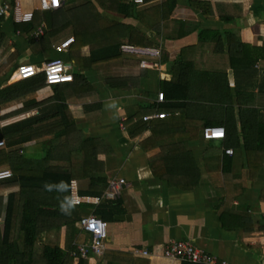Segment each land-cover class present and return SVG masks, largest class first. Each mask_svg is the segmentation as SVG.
I'll return each instance as SVG.
<instances>
[{
    "label": "crops",
    "instance_id": "1",
    "mask_svg": "<svg viewBox=\"0 0 264 264\" xmlns=\"http://www.w3.org/2000/svg\"><path fill=\"white\" fill-rule=\"evenodd\" d=\"M8 1L0 0V6L12 4ZM71 1L62 0L60 9L73 10L86 2ZM165 1L151 0L144 6H158ZM175 1L173 16L161 35L140 25L151 38L152 48L162 50V64H168L161 73L167 77L165 80L160 78V72L139 67L126 69L117 63L96 66L84 73L93 93L80 96L72 90L65 92L69 115L75 121L69 136L58 138V129L59 133L54 130L27 146L26 156L37 160L51 149L59 159L52 162L53 168L82 169V173H74L72 180L80 196L98 197L102 183L125 182L117 200L121 212L113 221L95 215L98 205H70L56 215L60 220L71 218L68 226L48 235L55 238L59 232L60 247L69 254L68 264H81L82 258L73 253L78 244L89 243L90 237L81 230L80 219L92 214L109 223L110 237L104 255H89L84 260L86 264H133L134 259L149 264H182L181 260L163 256L164 247L173 240L191 241L235 264H264V152L255 148L250 155L245 154L238 140L241 133L243 144L241 128L247 123L259 119L264 122V0ZM22 2L26 10L38 11V28L45 27L44 42L33 41L32 33L19 34L21 28L12 14L0 18V90L19 83L16 72L23 64L41 68L60 59L73 75L78 71V56L90 54L88 46L76 51L70 46L58 54L55 47L74 38L71 20L54 14V10L39 9V0ZM182 60L188 64V72L198 75L191 82L188 97L183 92L166 93L159 85L160 81L171 80L174 63ZM106 74L110 76L105 78ZM124 75L135 79L130 91L123 88L126 86L114 88L107 80L112 76L125 78ZM54 89L46 86L13 101L2 114L11 115L26 104V112L6 121L13 124L28 119L38 113V109L30 107L31 101L44 108L55 104L59 93L55 94ZM159 93H165L161 104ZM163 112L168 114L166 119L149 121L157 122L155 127L142 130L140 135L130 134L127 121L132 115L144 118ZM208 126L223 128L225 140L206 141L202 133ZM261 129H250L248 133L255 136ZM81 141L87 142L82 156L95 154L97 158L91 165L73 166L63 157L76 153L75 147ZM6 148L7 145L1 150ZM226 151H234V156H226ZM231 161L233 167L229 166ZM241 168H246L245 177ZM224 171L230 174L225 176ZM98 177L107 181L92 180ZM44 183L48 181H40ZM18 190H1L0 197ZM25 197L50 210L64 205L69 198L42 192L27 193ZM4 217V213L0 215V227ZM138 250H149L153 255L138 256ZM13 258V244L0 247V264H12Z\"/></svg>",
    "mask_w": 264,
    "mask_h": 264
},
{
    "label": "trees",
    "instance_id": "2",
    "mask_svg": "<svg viewBox=\"0 0 264 264\" xmlns=\"http://www.w3.org/2000/svg\"><path fill=\"white\" fill-rule=\"evenodd\" d=\"M14 1L10 0L8 2L14 4ZM150 1L146 0V4ZM175 8V0H166L158 6L147 8L126 0H86L84 4L73 10L56 9L53 11L54 14L58 13L61 18L74 20L71 28L75 42L70 49L76 51L80 47H89L90 54L87 57L78 56L77 58L78 71L73 72L74 81L63 87L59 85L53 86L55 94L59 93V95L55 96V104L53 106L44 108V106L40 107L41 103L31 101L32 106L30 107L38 109V113L28 119L6 126H2V122L6 121L8 117L22 114L29 108L25 104L22 109L13 114L3 115L2 112L6 106L13 101H20L24 97L36 93L47 85L45 77L41 75L0 90V142L6 141L7 145L6 149L0 150V171L8 169L13 173L12 178L0 181V190L19 188L18 191H14L4 198L0 197V215L4 213L5 216L1 224L2 228L0 227V247L9 244L14 245L12 264H36L38 260L41 261L39 264H68L69 254L60 247L59 232L55 238H52V234L48 235L52 231H60L62 226L69 225L68 221L71 222V218H64L65 215L63 218L67 221L57 219L56 215H59L61 210L65 212L64 207L71 205V182L75 179L74 173L82 170L73 171L65 168H53L52 162H58L59 159L55 157L51 149H48L46 155L41 159L39 158V160L30 158L26 156L27 149H29L27 146L33 144L39 137L51 134L54 130L59 133L60 130L58 129H61V134H59L58 138L64 137V135L69 136V133L75 128V121L69 115L65 92L72 90L74 94L80 96L86 93L89 95L93 93V87L84 73L96 66L122 60L128 66H135L134 62H136V67H139L138 60L124 57L121 51L122 45L130 43L141 47H154L151 38L144 33L140 25L159 36L163 33L164 25L171 20ZM35 15L37 16L35 22L19 25L23 33L30 35L38 28V11L35 12ZM122 21H128V23L132 21L136 24L130 25ZM91 23L92 26L90 25ZM1 34L2 32L0 31V36ZM39 42L42 43L44 41L41 39ZM163 61H165V58H163ZM174 64L175 66L171 71V80L169 82L160 81L159 85L166 93L169 90L176 93L183 92L185 97H188L192 90L191 82L198 75L187 71L189 67L186 68L188 64L185 63V60ZM107 80H109V84L112 87L120 89L126 86L123 88L129 91L135 81L132 78H117L113 76ZM121 83L125 84L120 86L119 84ZM127 122L130 124L128 129L133 136L140 135L142 130H146L150 126L155 127L153 124L157 123L153 121L146 123L143 121L142 115L137 113L132 115ZM246 125L247 127L241 128L244 140L243 144H241L240 133L238 137L239 146H241L245 154L249 153V155L252 149L255 148L264 152V122L259 119L253 120V123H247ZM259 128L262 129L255 136L248 133L250 129L256 132ZM262 134L263 136H261ZM47 144L49 146L51 142L48 141ZM86 144V141H81V144L75 147L78 153L76 152L70 157L63 158L71 161L73 166L75 164L91 165L93 161L95 162L97 155L92 154L87 158L82 156ZM232 161L229 164L230 167L234 165ZM98 162L96 161V164ZM223 174L227 176L226 174H230V172L224 171ZM41 180H47L50 185L48 183L40 184ZM92 180L107 181L100 177ZM108 187L109 185L106 182L102 183L99 192L96 193L98 197H101ZM33 192H42L59 197L68 196L69 198L67 197V203L61 206H54L53 210H50V208L43 209L42 203L25 197L27 193ZM117 200H101L95 209V215L104 221H113L114 216L121 212L119 209L121 204ZM41 215L44 216L42 217ZM40 222L44 223L43 227L38 226ZM80 262L81 264H86L84 259ZM133 264L149 263L146 260L134 259ZM182 264L196 263L183 261Z\"/></svg>",
    "mask_w": 264,
    "mask_h": 264
},
{
    "label": "built area",
    "instance_id": "3",
    "mask_svg": "<svg viewBox=\"0 0 264 264\" xmlns=\"http://www.w3.org/2000/svg\"><path fill=\"white\" fill-rule=\"evenodd\" d=\"M135 3L138 6L146 5V0H126ZM39 9L55 10L62 7V0H39ZM12 14L17 25H26L33 23L35 20V11L26 10L22 0H15L14 4H3L0 6V18ZM19 32V34H21ZM45 35L44 25L31 34L32 39L38 41ZM74 38H69L55 47L58 54H63L72 44ZM122 53L128 57L138 60L139 66L147 70L160 72V78L165 80L161 73L163 72V54L161 49L141 47L126 43L121 47ZM17 82L26 81L42 74L45 77L46 85L49 87L61 85L64 83H72L73 75L68 71L67 64L60 59L52 60L37 68L34 65L23 64L17 69ZM158 101H165L164 93L158 94ZM168 114L155 113L145 116L144 121L164 120ZM204 138L208 141L223 140L225 138L223 128L208 126L203 129ZM5 142H0V150L5 148ZM226 155L234 156L233 151H226ZM12 176L11 170L0 171V181L8 179ZM119 183L112 182L109 188L101 197L80 196L75 181L71 182L70 203L72 206H82L84 204L97 206L101 200H117L121 197L124 180ZM81 230L85 234H89V243L78 244L73 255L86 260L89 255L101 256L105 253V243L110 237L109 223L98 219L95 215L84 216L80 220ZM138 256L151 257L153 253L149 250H138ZM163 256L170 260L188 261L196 264H235L224 258H220L204 249L198 247L191 241L173 240L170 241L163 250Z\"/></svg>",
    "mask_w": 264,
    "mask_h": 264
},
{
    "label": "rangeland",
    "instance_id": "4",
    "mask_svg": "<svg viewBox=\"0 0 264 264\" xmlns=\"http://www.w3.org/2000/svg\"><path fill=\"white\" fill-rule=\"evenodd\" d=\"M68 2H71V3H72L73 1L68 0ZM142 6H144V5H142ZM70 20H71V22H74V20H72V19H70ZM42 38H43V37H42ZM42 38H41V39H42ZM33 41H36V40L33 39ZM38 41H39V40H38ZM38 41H36V42H38ZM126 58H127V57H126ZM127 59H129V58H127ZM132 61H133V60H132ZM116 63H117L118 66H120V67H122V68L125 67V68L127 69V68H130V67H134V68H131V69H138V68L136 67V65H137L136 62H134V63H135V66H128V65L125 64L122 60L114 61V62H112V63H110V64H114V65H115ZM167 65H168V64H166V63L163 62V66H164V67H167ZM109 76H110L109 74H106V75H105V78H107V77H109ZM125 76H128V75H124V77H125ZM154 77L156 78V75H154ZM110 78H111V77H110ZM118 78H121V77H118ZM125 78H131V77H125ZM154 84H155V83H154ZM63 86H64V85H61L60 87H63ZM5 109H6V108H5ZM5 109L3 110V114H5ZM10 122H11V120H9V121H5V122H2V126H5L6 123L9 124ZM241 171H242V173H243V176L245 177L244 172H246V168H241ZM1 192H2V191L0 190V194H1ZM40 246H41V245H40ZM40 249H41V248H40ZM38 251H39V248H38Z\"/></svg>",
    "mask_w": 264,
    "mask_h": 264
},
{
    "label": "bare ground",
    "instance_id": "5",
    "mask_svg": "<svg viewBox=\"0 0 264 264\" xmlns=\"http://www.w3.org/2000/svg\"><path fill=\"white\" fill-rule=\"evenodd\" d=\"M139 68L140 69H142V70H147V69H144V68H141L140 66H139ZM69 83V82H68ZM68 83H64V84H68ZM64 84H61V85H64ZM61 85H59V86H61ZM159 102V101H158ZM161 104V103H160ZM224 131V130H223ZM224 135H225V132H224ZM203 137H204V133H203ZM205 139V138H204ZM206 140V139H205ZM206 141H208V140H206ZM215 141H218V140H215ZM226 156H229V155H226ZM6 170H8V169H6ZM13 177V173H12V176L10 177V178H12ZM10 178H8V179H10Z\"/></svg>",
    "mask_w": 264,
    "mask_h": 264
},
{
    "label": "clouds",
    "instance_id": "6",
    "mask_svg": "<svg viewBox=\"0 0 264 264\" xmlns=\"http://www.w3.org/2000/svg\"><path fill=\"white\" fill-rule=\"evenodd\" d=\"M74 42H75V39H74ZM128 58V57H127ZM144 120V119H143ZM146 122V121H145ZM147 122H149V121H147ZM224 130V129H223ZM220 141V140H219Z\"/></svg>",
    "mask_w": 264,
    "mask_h": 264
}]
</instances>
